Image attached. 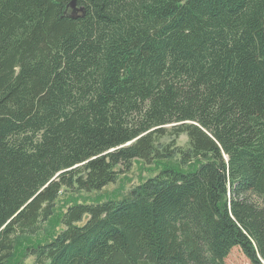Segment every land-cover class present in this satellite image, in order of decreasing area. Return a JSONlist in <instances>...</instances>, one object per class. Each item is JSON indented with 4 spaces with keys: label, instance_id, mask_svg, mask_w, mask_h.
Listing matches in <instances>:
<instances>
[{
    "label": "trees",
    "instance_id": "obj_1",
    "mask_svg": "<svg viewBox=\"0 0 264 264\" xmlns=\"http://www.w3.org/2000/svg\"><path fill=\"white\" fill-rule=\"evenodd\" d=\"M137 159L163 167L39 237L63 189ZM235 246L264 264V0H0V264H226Z\"/></svg>",
    "mask_w": 264,
    "mask_h": 264
},
{
    "label": "rangeland",
    "instance_id": "obj_2",
    "mask_svg": "<svg viewBox=\"0 0 264 264\" xmlns=\"http://www.w3.org/2000/svg\"><path fill=\"white\" fill-rule=\"evenodd\" d=\"M171 138L165 136L163 141L168 142ZM177 143L180 145H187L188 136L186 133L180 135L177 139ZM176 158L178 155L175 156ZM175 161V159H173ZM163 162H169L164 160ZM163 163L153 162L151 164L143 160H134L132 166L125 173L121 174L114 182L108 183L101 190H78L70 191L64 190L56 201V207L54 208V214L51 220L45 224V229L40 233V238H49L56 234L59 229L63 227L61 221L62 214L66 210L67 206L73 201H88L94 202L97 200H104L111 197H121L128 193V191L139 182H142L147 177L155 175L161 168ZM88 215L85 216L84 220ZM38 237L26 238L21 242V245L32 244ZM25 253V252H24ZM23 264H34V256L27 254L22 255ZM19 260V258H17ZM226 264H252L250 259L245 255L240 246H235L226 257Z\"/></svg>",
    "mask_w": 264,
    "mask_h": 264
}]
</instances>
